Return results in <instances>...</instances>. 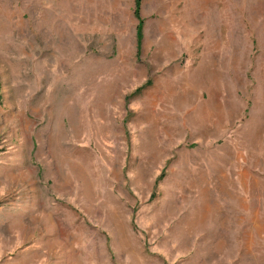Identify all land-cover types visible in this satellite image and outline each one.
Returning a JSON list of instances; mask_svg holds the SVG:
<instances>
[{"label":"rangeland","instance_id":"rangeland-1","mask_svg":"<svg viewBox=\"0 0 264 264\" xmlns=\"http://www.w3.org/2000/svg\"><path fill=\"white\" fill-rule=\"evenodd\" d=\"M134 11L0 0V264H264V0Z\"/></svg>","mask_w":264,"mask_h":264},{"label":"trees","instance_id":"trees-1","mask_svg":"<svg viewBox=\"0 0 264 264\" xmlns=\"http://www.w3.org/2000/svg\"><path fill=\"white\" fill-rule=\"evenodd\" d=\"M135 2V16L140 20V24L138 25V31H139V37L142 34V17H141V5H142V0H134ZM141 89V88H140ZM139 89V90H140Z\"/></svg>","mask_w":264,"mask_h":264},{"label":"crops","instance_id":"crops-1","mask_svg":"<svg viewBox=\"0 0 264 264\" xmlns=\"http://www.w3.org/2000/svg\"><path fill=\"white\" fill-rule=\"evenodd\" d=\"M21 255V254H20ZM12 257H13V254H12Z\"/></svg>","mask_w":264,"mask_h":264},{"label":"bare ground","instance_id":"bare-ground-1","mask_svg":"<svg viewBox=\"0 0 264 264\" xmlns=\"http://www.w3.org/2000/svg\"><path fill=\"white\" fill-rule=\"evenodd\" d=\"M208 73H210V72L208 71Z\"/></svg>","mask_w":264,"mask_h":264}]
</instances>
